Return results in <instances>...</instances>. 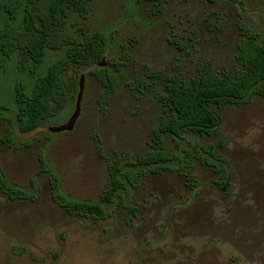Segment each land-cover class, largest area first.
I'll return each instance as SVG.
<instances>
[{
	"label": "rangeland",
	"instance_id": "rangeland-1",
	"mask_svg": "<svg viewBox=\"0 0 264 264\" xmlns=\"http://www.w3.org/2000/svg\"><path fill=\"white\" fill-rule=\"evenodd\" d=\"M23 12L0 28L22 27ZM67 24L77 22L69 10ZM88 20L108 40L104 68L116 78L107 110L97 96L103 88L83 66L81 112L71 131L47 126L67 120L76 94L55 116L29 132L18 129L15 86L30 92L34 80L63 55L48 49L36 66H18L12 52L0 68V169L33 196L11 200L0 190V264H264V101L213 106L219 126L212 134H187L181 141L214 144L228 161V185L197 157L192 171L162 170L141 175L132 193L103 202V218L79 216L59 207L42 172V156L57 168L60 190L76 200H97L109 184L107 162L135 160L148 150L160 115L157 93L163 80L150 71L195 75L209 61L216 71L234 72L244 28L264 38V0H168L160 11L139 0H91ZM144 82L146 86L138 83ZM77 93V91H76ZM11 133L6 137L7 123ZM98 136V139L95 137ZM3 138V139H1ZM166 146L175 151L172 137ZM222 141V146L218 142ZM98 148L106 157L99 154ZM128 206L135 208L133 213Z\"/></svg>",
	"mask_w": 264,
	"mask_h": 264
},
{
	"label": "trees",
	"instance_id": "trees-1",
	"mask_svg": "<svg viewBox=\"0 0 264 264\" xmlns=\"http://www.w3.org/2000/svg\"><path fill=\"white\" fill-rule=\"evenodd\" d=\"M90 1L0 0V10L7 13L9 20L15 19L19 10L23 12L21 28L10 21L0 28V68L14 51L18 52V66L22 68L28 61H32L36 67L48 49L64 50L63 55L34 80L30 92L20 84L15 86V116L21 132L32 131L69 104L78 89L76 74L79 69L97 65L103 57L108 40L89 23ZM142 1L150 2L153 11H160L168 0ZM69 10H73L78 19L76 23L73 20L68 25ZM236 63V71L229 72L216 71L209 61H205L190 78H184L182 74L150 71V77L162 78L163 83L157 93L160 115L152 127L147 152L135 160H123L117 156L107 162L109 184L97 200H76L63 194L56 166L42 156V172L49 176L51 197L55 203L79 216L103 218L106 210L102 203H114L117 198L121 199L123 193H132L142 174L165 169L180 171L184 167L191 172L192 157L199 158L213 169L218 179L216 183L228 185V161L214 144H192L185 148L181 141L187 134L203 136L217 130L219 117L213 106L245 104L257 96L264 101V38L256 31L244 28L237 46ZM70 70L76 73L75 76L65 79ZM90 73L103 85L97 96V105L104 112L114 95L116 78L102 67ZM138 83L146 86L141 80ZM10 133L8 121L7 139ZM167 136L174 140L177 146L175 151L167 148ZM95 137L98 139V136ZM223 144L222 141L218 142L219 146ZM98 151L106 159L99 148ZM0 190L11 200L33 196L30 189L9 181L1 169ZM127 210L133 213L135 208L128 206Z\"/></svg>",
	"mask_w": 264,
	"mask_h": 264
},
{
	"label": "water",
	"instance_id": "water-1",
	"mask_svg": "<svg viewBox=\"0 0 264 264\" xmlns=\"http://www.w3.org/2000/svg\"><path fill=\"white\" fill-rule=\"evenodd\" d=\"M98 67H102L104 65V57L101 58V60L97 63ZM78 89L76 93V99L74 104V109L70 116L67 118V120L61 124L58 125H50L46 127V130L51 133H60L64 131H71L80 116L81 112V99H82V93L84 88V74H81L78 78Z\"/></svg>",
	"mask_w": 264,
	"mask_h": 264
}]
</instances>
